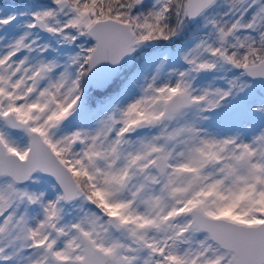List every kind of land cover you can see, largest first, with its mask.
Returning <instances> with one entry per match:
<instances>
[{
  "label": "snow or ice",
  "instance_id": "1",
  "mask_svg": "<svg viewBox=\"0 0 264 264\" xmlns=\"http://www.w3.org/2000/svg\"><path fill=\"white\" fill-rule=\"evenodd\" d=\"M0 264H264V0L0 7Z\"/></svg>",
  "mask_w": 264,
  "mask_h": 264
},
{
  "label": "rangeland",
  "instance_id": "2",
  "mask_svg": "<svg viewBox=\"0 0 264 264\" xmlns=\"http://www.w3.org/2000/svg\"><path fill=\"white\" fill-rule=\"evenodd\" d=\"M27 2L28 0H0V7L19 5Z\"/></svg>",
  "mask_w": 264,
  "mask_h": 264
}]
</instances>
